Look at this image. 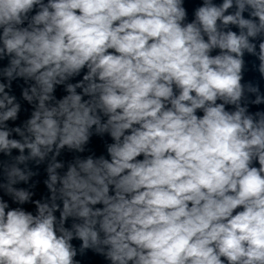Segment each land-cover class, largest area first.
<instances>
[{"label": "clouds", "instance_id": "1", "mask_svg": "<svg viewBox=\"0 0 264 264\" xmlns=\"http://www.w3.org/2000/svg\"><path fill=\"white\" fill-rule=\"evenodd\" d=\"M193 17L185 0H0V264H79L73 240L110 264H264V92L244 81L246 53L264 79V0ZM19 80L32 111L13 127ZM105 135L108 158L79 155Z\"/></svg>", "mask_w": 264, "mask_h": 264}, {"label": "water", "instance_id": "2", "mask_svg": "<svg viewBox=\"0 0 264 264\" xmlns=\"http://www.w3.org/2000/svg\"><path fill=\"white\" fill-rule=\"evenodd\" d=\"M216 3L222 2V0H215ZM202 3V0H185V7L188 11V20L191 21L193 17V13L196 7H198ZM247 15V14H245ZM233 30H237L233 28ZM213 54H216L215 52ZM245 62H246V67H245V72H244V81L248 82L251 81L253 83H259L261 87V91L264 92V79H262L256 70L255 66H258V59L255 56H252L250 54H245ZM4 64L7 63V61H3ZM83 72L81 76L73 78L72 82H76L79 79H82ZM25 86L24 82L22 80L16 81L13 83L12 87V92L11 94L16 95L18 101L22 105V110L21 113L19 114V118L15 122H9L10 126H17L21 125L24 120L30 117L31 111H32V106L28 105L26 101H23L21 98V90L22 87ZM80 91V90H78ZM56 96L57 98H61L63 95L66 93L63 91L62 86H59L56 91ZM257 110H264V105L260 106H252L250 108V111L255 112ZM202 115V113H199ZM18 138V137H17ZM111 143L110 137L105 135L104 137H98V136H93L89 145L87 146L86 152L83 154H79L81 156H87V155H94V156H100V155H105L107 157V152H106V144ZM14 154H18L17 152L14 151ZM75 153H69L66 150L62 153L61 157L58 159H61L65 162H68L73 159ZM46 165H42L39 168V175L34 177L31 183H35L36 187L33 189L35 192V195L33 199H41L42 197H47L50 195L46 189V186L44 185L43 181L47 178L46 172L44 168ZM20 187H28V185L21 184L19 185ZM6 200H9L10 207H16L18 205H15L11 202V200L8 197H5ZM22 207L25 208L27 211H32L35 214V206L31 203L25 204ZM58 215V213H57ZM73 245L77 248L78 250V255L76 259L79 261V264H110V262L106 261L103 256L93 252L92 250H86L83 254L79 253V246H80V241L79 240H73L72 241Z\"/></svg>", "mask_w": 264, "mask_h": 264}]
</instances>
